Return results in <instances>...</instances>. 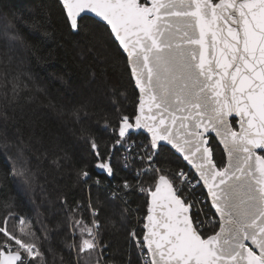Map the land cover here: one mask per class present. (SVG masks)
<instances>
[{
    "label": "snow or ice",
    "instance_id": "obj_1",
    "mask_svg": "<svg viewBox=\"0 0 264 264\" xmlns=\"http://www.w3.org/2000/svg\"><path fill=\"white\" fill-rule=\"evenodd\" d=\"M61 2L72 29L81 13H94L110 27L142 93L141 114L135 124L122 118L115 143L128 145L133 128L150 134L147 145L132 142L144 149L141 159L153 173L151 187H141L151 196L147 233L142 242L137 237L150 264H264V0ZM213 133L227 152L224 166L215 163ZM167 145L198 177L153 166ZM92 148H98L94 141ZM98 167L113 173L106 160ZM197 187L211 197V220L193 211ZM87 231L92 238L82 237L81 252L98 245ZM0 233L6 237L0 238V264H30L41 255L5 227Z\"/></svg>",
    "mask_w": 264,
    "mask_h": 264
},
{
    "label": "trees",
    "instance_id": "obj_2",
    "mask_svg": "<svg viewBox=\"0 0 264 264\" xmlns=\"http://www.w3.org/2000/svg\"><path fill=\"white\" fill-rule=\"evenodd\" d=\"M78 25L71 28L59 0H0V227L36 245L41 255L30 264H140L130 234L142 238L149 194L141 187H151L153 173L138 188L134 169L122 166L125 146L115 143L122 118L136 116L138 93L109 29L87 16ZM131 141L147 145L143 134ZM153 163L168 174L190 172L167 147ZM205 203L194 211L212 219ZM93 225L98 245L81 252Z\"/></svg>",
    "mask_w": 264,
    "mask_h": 264
},
{
    "label": "built area",
    "instance_id": "obj_3",
    "mask_svg": "<svg viewBox=\"0 0 264 264\" xmlns=\"http://www.w3.org/2000/svg\"><path fill=\"white\" fill-rule=\"evenodd\" d=\"M132 142L133 141L129 142L128 145H125V147H124V154H123V159H122V166L124 168H130V169L133 168L134 169V171L136 172V177L138 178L137 187L140 188V186H141V180L144 177L143 172H145V171L148 172V171H151V170L147 167V165H148L147 159L146 158L145 159H141V157H144L145 156L144 149L143 148H140V147H134ZM141 144H144V143H140V144L139 143H135L136 146H139ZM144 145H146V144H144ZM127 148H132V151L131 152L126 151ZM134 160L139 161V165H140L139 167H137V166L135 167V163H133ZM153 166H154V163H153ZM180 172H185V171L180 170L178 173H180ZM138 173H140L139 177H138ZM185 173H187V172H185ZM188 173L189 174L190 173L193 174L191 171L188 172ZM124 185H123V187L127 191L129 188L128 187L126 188ZM144 188H150V186L147 185ZM113 195L115 197H118V198L122 199V200L124 199L123 198V195L120 192H118V191L114 192ZM204 195H202L198 191V189L196 188L195 191H194V194H193V196L191 198L192 199H195L196 201H199L200 200L201 203L206 204L205 201H208V200H207L206 196H204ZM208 204H209V202H208ZM197 206H198V204H197ZM194 210L195 209H193V211ZM91 213H92V215H95L96 214L94 211H92ZM142 220H145V219L142 217L141 222H139V224H138V228H143L144 222L142 223ZM209 220H211V219H209ZM133 232L136 233V237H133V235H132ZM137 237L139 238V236L137 234V230L133 229L131 231V234H130V239H131L132 243L134 244V247H135V249L137 251V255H138L140 264H150L149 255H145V253H146V250L145 249H144V251H141V249L138 246ZM139 239L141 241V238H139ZM29 259H31V258H29Z\"/></svg>",
    "mask_w": 264,
    "mask_h": 264
},
{
    "label": "water",
    "instance_id": "obj_4",
    "mask_svg": "<svg viewBox=\"0 0 264 264\" xmlns=\"http://www.w3.org/2000/svg\"><path fill=\"white\" fill-rule=\"evenodd\" d=\"M59 3L61 4V6H62V8H63V10H64V12H65V15H66V17H67V11H66V9L64 8V6H63L61 0H59ZM85 16H87V17H92V18L96 19L97 21H99L100 23H102V24L105 25V23H104V22H101V21H100V18L97 17L94 13H81L80 16L77 18L78 21H79L82 17H85ZM67 20H68V22H69V24H70V21H69L68 18H67ZM108 29H109V31H110V27H108ZM112 37H113L114 41H115V42L118 44V46H119V42L115 40L114 35H112ZM119 48L121 49L122 53L125 55V57H126V59H127V55H126V53L123 52L122 47L119 46ZM127 63H128V67H129V69H130V73H131L132 80H133V82H134L135 89H136V91H137V93H138V104H137V109H136V116H137V115H140V114H141V113H140L139 105H140V100H141L142 93L140 92L139 88L136 86V83H135V77H134L133 74H132V66L129 64L128 59H127ZM136 116H135V117H136ZM131 123H132V124H135V118L133 119V121H132ZM237 130H238V125H237ZM130 131H131L133 134H136V135H137V133H141V134H143V135L146 136V137H147V136H150V134H148V133L146 132V130H137V129L133 128V129H130ZM212 136H213V139H214V140L216 141V143L219 145V147L221 148V150H222V152H223V154H224V159H225V163H224V165H226L227 162H228V156H227V152H226V150H225V148H224V145H223L222 143L219 142V138L216 137L214 133L212 134ZM165 147H167L168 149H170V150H171V151H172L177 157H179L180 160L185 164V166H186V167H187V168H188L193 174H195V175L198 177V173H195V168H194L192 165H190V164L188 163V161H186V160L183 158V154L177 152L175 149H172L170 145H167V146H165ZM153 151H156V150H153ZM102 172L105 173V172H107V171H106L105 169H103ZM201 184H202V181H201ZM202 190H203V192H204V194H205V196H206V198H207V200H208V202H209L210 209H211V211L213 212V209L211 208V197L207 194V188L204 187V188H202ZM150 205H151V196H150V194H149V197H148V206H147V214H146V216L148 215V207H149ZM159 212H160V209H159V208H156V209H155V213H156V214H159ZM147 223H148V221L146 220V217H145L144 225H143V235L147 233V229L144 227ZM143 235H142V238H141V242H142V240H143ZM145 250H146V252H147V249H145ZM148 255H149V260H151V256H150V254H148Z\"/></svg>",
    "mask_w": 264,
    "mask_h": 264
},
{
    "label": "rangeland",
    "instance_id": "obj_5",
    "mask_svg": "<svg viewBox=\"0 0 264 264\" xmlns=\"http://www.w3.org/2000/svg\"><path fill=\"white\" fill-rule=\"evenodd\" d=\"M95 226H96V225H93V227H92V232H93V230L95 229ZM72 235L74 236L75 233H73ZM94 236H95V235H94ZM95 237H96V236H95ZM91 238H92V237H89L88 239H91ZM96 240L98 241L97 237H96Z\"/></svg>",
    "mask_w": 264,
    "mask_h": 264
},
{
    "label": "bare ground",
    "instance_id": "obj_6",
    "mask_svg": "<svg viewBox=\"0 0 264 264\" xmlns=\"http://www.w3.org/2000/svg\"><path fill=\"white\" fill-rule=\"evenodd\" d=\"M71 227V226H70ZM71 229V228H70Z\"/></svg>",
    "mask_w": 264,
    "mask_h": 264
}]
</instances>
